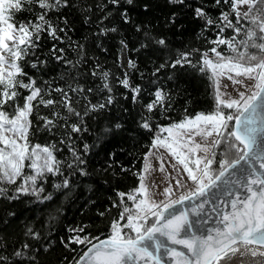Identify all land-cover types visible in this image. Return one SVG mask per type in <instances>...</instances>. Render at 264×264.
Here are the masks:
<instances>
[{
  "label": "snow or ice",
  "instance_id": "snow-or-ice-1",
  "mask_svg": "<svg viewBox=\"0 0 264 264\" xmlns=\"http://www.w3.org/2000/svg\"><path fill=\"white\" fill-rule=\"evenodd\" d=\"M165 3L192 9L202 48L173 52L164 30L183 31L182 14L171 12L157 31L149 0L135 15L137 0H0V264H264V0H196L194 8L188 0ZM77 16L86 34L74 38ZM113 35L120 73L95 54L108 53L103 41ZM125 52L153 64L162 60L148 87L132 81L133 73L141 80L144 73L137 59L129 57L125 67ZM186 67L209 82L212 108L192 114L185 107L174 120L173 93L159 74ZM38 134L48 138L45 143L34 142ZM121 134L147 136L150 143L139 170L135 162L125 167L116 161L115 152L95 170L114 179L130 173L138 182L127 191L113 188L115 198L98 212L108 219L107 234L70 225L59 246L79 254L53 261L51 233L31 223L10 231L18 213L9 205L68 199L93 175L89 161L96 150ZM154 172L164 174L162 191ZM176 189L186 190L177 195ZM217 193L234 198L225 202ZM188 201L194 203L185 207Z\"/></svg>",
  "mask_w": 264,
  "mask_h": 264
},
{
  "label": "trees",
  "instance_id": "trees-1",
  "mask_svg": "<svg viewBox=\"0 0 264 264\" xmlns=\"http://www.w3.org/2000/svg\"><path fill=\"white\" fill-rule=\"evenodd\" d=\"M143 2L144 0H137V6L133 9V15L140 12L141 9L139 5ZM149 2L151 3V16L149 18L153 19L154 23L159 21L161 25V28L157 29V31L162 30L164 17L168 16L171 12L176 11L182 14V22L184 23L183 31L176 32L174 28L171 30H164L167 31L169 42L173 46V52H175V50H184L186 46L202 48L201 38L197 36L200 25L198 21H193L192 9L182 6L171 7L166 5L165 0H149ZM188 2L192 4L193 8L197 6L196 0H188ZM21 15L25 17L28 16L27 13H22ZM75 19L77 30L73 36L74 38H79L82 33L86 34V31L84 26L80 23V18L77 16ZM126 35L129 36V46L135 47L136 38L127 31ZM103 43L104 46L108 48V53H102L99 49H95V54L104 62L105 68L120 73L121 70L115 68L117 56L120 55L118 38L113 35L104 39ZM69 55L72 54L69 53ZM124 57L125 67L127 66V59L129 57L138 60L139 71L144 73V79L141 80L139 72H136L132 74V81L136 84H143L145 87H148L147 82L151 79V71L155 66H158L162 60H157L156 64H153L146 59L144 55H138L135 52H125ZM51 75H55V73H51ZM51 75L45 78H51ZM159 75L161 81L165 82L167 87L172 90L174 110L170 112L169 115L174 120H178L183 116L185 107H187L192 114L197 111L211 110L213 102L210 92L212 90L209 88V82L199 73L186 67L185 69L177 70L164 69ZM168 75H173L174 79L168 81ZM118 90L124 91L122 88ZM143 100L147 102L149 96L145 94ZM125 103L131 109L132 106L130 101ZM111 115L113 119H115L117 113L113 112ZM133 115H135V113H133ZM131 120L132 118L129 116L126 123L131 125ZM103 123L105 122H100L101 125ZM160 123L167 124L168 121H160ZM89 125L90 127L96 128L97 131L99 130L97 124L89 121ZM46 139L48 138L45 135L38 134L34 138V142L43 144ZM88 140L91 142L92 137H88ZM149 143L150 139L147 136L138 137L136 139H130L126 134L110 137L96 150L89 161V170L93 172V175L86 180H82L68 199L65 200L57 195L52 202L46 205L33 204L25 206L19 203L9 205L8 208L10 210L18 213L10 231L22 230L25 224L31 223V226L36 230L42 231L45 235L51 233L52 238L56 240V252L49 257V259L55 261L57 256L63 255H67L69 259H71L73 255H78L79 249L77 253L65 252L63 248L59 246V238L69 235L66 231L67 227L70 225L87 224L89 225L87 231L91 232L93 235H99L101 232L107 234L108 219L101 218L98 212L104 211L106 206H110V196L115 198L113 188L127 191L138 183L136 178L130 173L120 174L119 179H114L110 173H96L95 170L107 166L109 152H115V160L125 167H131L135 162L136 168L134 170H139L142 162V154L147 151L146 145ZM120 149H123V151ZM116 172H119L118 168ZM106 180L109 181V183L106 184ZM89 186L92 188L91 191H89ZM90 200H94L95 203H89ZM57 208L61 209L62 214L56 211ZM115 214L116 209H112L111 213H106V216L111 218V216ZM49 215L56 216V220L49 221ZM72 247L77 246L72 245Z\"/></svg>",
  "mask_w": 264,
  "mask_h": 264
},
{
  "label": "water",
  "instance_id": "water-1",
  "mask_svg": "<svg viewBox=\"0 0 264 264\" xmlns=\"http://www.w3.org/2000/svg\"><path fill=\"white\" fill-rule=\"evenodd\" d=\"M234 191H236V190H234ZM217 195L222 196V199L225 202L230 201L231 199L234 198V196L223 195L222 193H217ZM192 203H194V202L193 201L186 202L185 207H190L192 205ZM217 203L219 204V201H217ZM220 206L224 207L225 210H229V205L227 203L221 204ZM205 209H206V211L208 213V216L212 217V219L209 220V225H211V224H213L215 222V212L212 209L211 201H210V203L208 205H205ZM192 219H195V217H192ZM206 227H207V225H206Z\"/></svg>",
  "mask_w": 264,
  "mask_h": 264
},
{
  "label": "rangeland",
  "instance_id": "rangeland-1",
  "mask_svg": "<svg viewBox=\"0 0 264 264\" xmlns=\"http://www.w3.org/2000/svg\"><path fill=\"white\" fill-rule=\"evenodd\" d=\"M224 83H227V84L231 85V82L230 81H227L226 79H222V84H224ZM165 157H166V159H171L170 157L167 156L166 153H165ZM172 162L175 163V161H172ZM156 166L158 167V165H156ZM165 168L168 171H171V169L168 168L167 163L165 164ZM163 176H164V174L163 173H160V172H154L153 173V179H155V182L160 185V188L158 189V191H162L163 187L167 186V182L161 183V181L163 180ZM190 184H191V182H189V185ZM185 190L186 189H176V193H177V195H179L182 191H185ZM156 198L157 199H162V197H159V196H157Z\"/></svg>",
  "mask_w": 264,
  "mask_h": 264
}]
</instances>
